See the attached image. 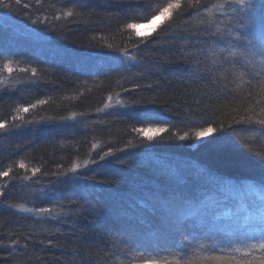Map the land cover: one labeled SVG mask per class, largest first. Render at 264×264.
<instances>
[{
  "label": "trees",
  "instance_id": "trees-1",
  "mask_svg": "<svg viewBox=\"0 0 264 264\" xmlns=\"http://www.w3.org/2000/svg\"><path fill=\"white\" fill-rule=\"evenodd\" d=\"M23 3L34 5V0ZM50 3L56 7H48ZM22 4H14L12 10L0 8V13L20 25L0 24V64L11 60L14 69L9 74L0 68V75L9 81L0 85V122L7 121L11 129L12 124H23L12 119L17 108L39 100L47 103L20 113L24 121L32 123L15 131H0V171L12 168L9 177H0V190L5 192L0 197V240L8 242L14 234L11 238L20 239L21 245L28 243L27 249L0 248V257H8L0 264H140L133 256L137 250H181L196 234L190 227L165 225L161 212L153 208L159 200H203L221 192L230 204L258 198L245 188L264 180V159L257 155L264 150V139L258 134L226 130L200 141L174 138L177 132L191 133L206 126L214 118L215 107L225 102L207 80H190L188 64L181 58L185 41L207 39L203 33L181 32L185 21L177 20L172 29L159 34L155 44L141 46L139 66L127 71L123 57L114 50L126 46L136 51L128 35L117 31L126 20L127 5L117 0H44L43 6L25 9ZM77 4L86 5L75 8L84 17L53 19V14L61 15L58 9ZM36 15L47 16V25L33 23ZM29 66L37 68L36 77L19 71ZM136 83L154 87L142 93L124 91ZM117 93L128 107L116 104ZM141 94L146 100L159 99L162 107L148 108L168 122L159 126L170 129L143 143L140 134L131 131L148 126L134 115L144 109L130 105ZM105 104L109 107L104 108ZM253 135L255 139H251ZM110 148L124 151L79 169L87 181L81 178L77 183L52 175L77 159L81 163L89 157L98 160ZM20 162L26 167L20 168ZM33 168H40L35 176ZM24 176L32 178L24 180ZM210 177L222 183L212 185ZM86 201L95 211H82L79 216L40 220L20 211L21 206L52 208L54 213L61 205L65 210L80 205L88 209ZM225 210L221 207L218 212ZM220 223L230 220L222 216ZM57 227L60 232L54 231Z\"/></svg>",
  "mask_w": 264,
  "mask_h": 264
},
{
  "label": "snow or ice",
  "instance_id": "snow-or-ice-1",
  "mask_svg": "<svg viewBox=\"0 0 264 264\" xmlns=\"http://www.w3.org/2000/svg\"><path fill=\"white\" fill-rule=\"evenodd\" d=\"M118 3L127 5L125 12L126 20L118 32H125L132 43L130 51L128 47L114 49L123 57V67L130 71L133 67H138V60L141 46L155 44L159 40V34L169 31L177 20H184L185 27L181 32H190L191 36H199L203 33L207 39H197L194 42L186 40L180 48L181 58L188 64V78L193 81L207 80L212 86L215 94L225 97V102L216 106L214 118L206 122V126L201 125L194 131H184L174 134V138L180 141L195 139L197 141L206 139L210 134L224 131H245L251 130L264 139V0H117ZM21 5L22 0H0V8L12 10L13 5ZM44 0H34V5L23 3L25 9L33 6H43ZM85 4H77L67 10L58 9L61 15L53 14V19L71 18L75 16L84 17V12H78L76 7H84ZM48 7L55 8V4ZM186 14H188L186 16ZM32 19L30 15L28 17ZM149 33L139 31L142 24H155ZM33 23H44L47 25L48 17L36 15ZM133 37L138 39H133ZM199 45V47H197ZM109 49H113L112 44H108ZM12 61L7 60L0 64V68L11 74L14 69ZM22 73H31L32 77L37 76V68L20 67ZM127 79V77H125ZM8 78L0 75V85H6ZM153 84L141 85L136 83L132 89L124 91L152 90ZM197 91V89H193ZM117 95L116 104L121 107H128ZM111 102L113 97L108 96ZM46 100H39L29 107L36 108L37 104H46ZM199 103V101H197ZM163 106L158 98L145 99L141 94L138 98L131 100L133 109H144L135 111L134 115L139 117L138 122L147 124V127H133L131 131L140 134V143L145 139L149 142L159 138L160 133L170 132V129L160 124L158 114L149 110V105ZM29 107H19L15 111L16 116L12 119H19L23 124H12L11 129L7 126V121L0 122V131L7 133L23 128L32 121H24L20 113L29 112ZM105 104L104 108H108ZM207 107V106H206ZM103 111V109H97ZM73 113V117H75ZM234 125L244 126L242 129L234 128ZM173 135H169V139ZM253 135L251 139H255ZM242 146L249 151L252 148L245 142ZM128 146H132L131 141ZM97 145H93V148ZM124 149H109L97 159L89 157L82 163L79 159L73 161L70 167L52 175L65 177L69 181L79 183L81 177L79 169L87 167L89 164H97L106 161ZM264 159V150L257 153ZM20 168H25V164L20 162ZM62 168V166H60ZM12 168L0 171V177H9ZM40 172V168L32 169V176ZM47 175L48 173H44ZM31 176H24L22 179L31 180ZM15 179V178H12ZM212 185L222 182L215 177L209 178ZM235 187V186H233ZM247 191L256 193L258 198H242L238 202H229V197L224 193H218L216 197H207L203 200H196L191 197H174L172 199L159 200L153 208L161 212L162 222L165 225L176 227H190L195 235L188 239L186 248L181 250L164 249L156 252L137 250L133 256L140 261V264H264V180L246 185ZM5 192L0 190V197ZM2 202V201H0ZM89 208L85 209L80 205L76 209L61 205L60 210L53 212L52 208L40 207L29 208L21 206L20 211L33 213L37 219H58L62 216H79L82 211H95L90 202ZM7 207H16L8 204ZM223 207L226 210L219 213ZM227 217L230 223H220L221 218ZM241 220L243 223L241 224ZM60 232V228L54 229ZM9 235L8 242L0 240V248L27 249L28 243L21 245L20 239H12ZM31 239V237H29ZM43 243V241H41ZM51 245L53 242L48 241ZM11 256V251L9 252ZM8 257H0L6 260ZM131 259V257H130Z\"/></svg>",
  "mask_w": 264,
  "mask_h": 264
},
{
  "label": "rangeland",
  "instance_id": "rangeland-1",
  "mask_svg": "<svg viewBox=\"0 0 264 264\" xmlns=\"http://www.w3.org/2000/svg\"><path fill=\"white\" fill-rule=\"evenodd\" d=\"M160 22V20L158 19L157 21H155V24L149 25V24H143L140 29L142 30V32H147L149 33L151 31V29L153 27H155V25H158V23ZM0 24H7L10 25L12 27H20L19 23L17 24V22H15L10 16L0 13Z\"/></svg>",
  "mask_w": 264,
  "mask_h": 264
}]
</instances>
